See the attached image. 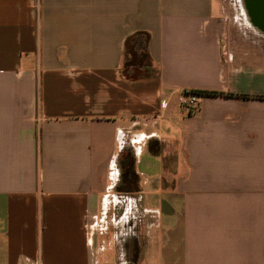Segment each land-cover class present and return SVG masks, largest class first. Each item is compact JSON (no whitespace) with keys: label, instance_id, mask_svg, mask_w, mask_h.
Listing matches in <instances>:
<instances>
[{"label":"crops","instance_id":"crops-1","mask_svg":"<svg viewBox=\"0 0 264 264\" xmlns=\"http://www.w3.org/2000/svg\"><path fill=\"white\" fill-rule=\"evenodd\" d=\"M229 6L0 0V264H264V41Z\"/></svg>","mask_w":264,"mask_h":264},{"label":"water","instance_id":"water-1","mask_svg":"<svg viewBox=\"0 0 264 264\" xmlns=\"http://www.w3.org/2000/svg\"><path fill=\"white\" fill-rule=\"evenodd\" d=\"M252 23L264 32V0H246Z\"/></svg>","mask_w":264,"mask_h":264},{"label":"rangeland","instance_id":"rangeland-1","mask_svg":"<svg viewBox=\"0 0 264 264\" xmlns=\"http://www.w3.org/2000/svg\"><path fill=\"white\" fill-rule=\"evenodd\" d=\"M228 4H230L228 11L232 12L233 14H242V7H241V3L240 0H226ZM259 37L261 38V41H264V34H262L259 30Z\"/></svg>","mask_w":264,"mask_h":264},{"label":"built area","instance_id":"built-area-1","mask_svg":"<svg viewBox=\"0 0 264 264\" xmlns=\"http://www.w3.org/2000/svg\"><path fill=\"white\" fill-rule=\"evenodd\" d=\"M180 104L186 110L195 108L197 105V95L193 94L191 95L190 98H186L185 96H182L180 98Z\"/></svg>","mask_w":264,"mask_h":264},{"label":"bare ground","instance_id":"bare-ground-1","mask_svg":"<svg viewBox=\"0 0 264 264\" xmlns=\"http://www.w3.org/2000/svg\"><path fill=\"white\" fill-rule=\"evenodd\" d=\"M240 3H241V7H242L243 11H244L245 14L247 15L248 19L251 21V18H250V16H249V13H248V10H247L246 0H240ZM251 23H252V21H251ZM252 25H253L256 29H258V27H256L253 23H252ZM258 30H259L262 34H264V32H263L261 29H258Z\"/></svg>","mask_w":264,"mask_h":264},{"label":"trees","instance_id":"trees-1","mask_svg":"<svg viewBox=\"0 0 264 264\" xmlns=\"http://www.w3.org/2000/svg\"><path fill=\"white\" fill-rule=\"evenodd\" d=\"M194 94H202V93H200V92H196V93H194Z\"/></svg>","mask_w":264,"mask_h":264}]
</instances>
